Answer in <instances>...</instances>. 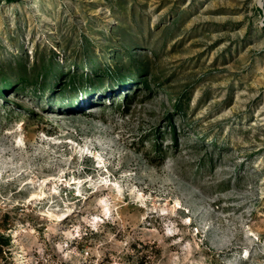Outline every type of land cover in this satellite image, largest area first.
I'll list each match as a JSON object with an SVG mask.
<instances>
[{"label": "rangeland", "instance_id": "rangeland-1", "mask_svg": "<svg viewBox=\"0 0 264 264\" xmlns=\"http://www.w3.org/2000/svg\"><path fill=\"white\" fill-rule=\"evenodd\" d=\"M0 264H264V0H0Z\"/></svg>", "mask_w": 264, "mask_h": 264}, {"label": "trees", "instance_id": "trees-1", "mask_svg": "<svg viewBox=\"0 0 264 264\" xmlns=\"http://www.w3.org/2000/svg\"><path fill=\"white\" fill-rule=\"evenodd\" d=\"M10 1H13V0H10Z\"/></svg>", "mask_w": 264, "mask_h": 264}]
</instances>
